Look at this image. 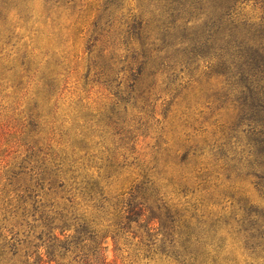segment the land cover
Here are the masks:
<instances>
[{
	"label": "rangeland",
	"instance_id": "374dc122",
	"mask_svg": "<svg viewBox=\"0 0 264 264\" xmlns=\"http://www.w3.org/2000/svg\"><path fill=\"white\" fill-rule=\"evenodd\" d=\"M140 42L163 51L136 82ZM110 59L124 70L107 83L99 65ZM109 158L123 166L101 179L104 193L121 196L158 160L174 176L170 202L225 235L220 257L248 264L244 235H264V0H0V243L10 264L25 250L27 264H176L145 255L157 221L119 230L92 206L83 175L97 177Z\"/></svg>",
	"mask_w": 264,
	"mask_h": 264
},
{
	"label": "trees",
	"instance_id": "16d2710c",
	"mask_svg": "<svg viewBox=\"0 0 264 264\" xmlns=\"http://www.w3.org/2000/svg\"><path fill=\"white\" fill-rule=\"evenodd\" d=\"M140 44V48L134 50L133 53V66L129 67V69L138 72L134 76L136 82L142 79V77L146 78L154 73L152 70L155 65H153V61L160 58V54L163 51V48L160 46L153 47L145 42H140ZM116 63L110 59L108 62L105 61L104 66L99 65L101 68H104L102 73L105 74L107 83L109 81L113 82L119 72L124 70V68L118 67ZM96 65L98 66V64ZM133 87L136 86L132 84L131 88L133 89ZM153 88L149 85L146 87V90L152 92ZM103 165H105V170L104 172H98L97 177L88 172L83 175L86 187L89 188L88 199L93 202V207H96L99 211H105L107 214L106 220L110 222L115 218L109 225V227L115 226V229L120 230L121 227L128 228L130 227V223L139 219L146 220V226L157 221L158 226H148L147 229L146 240L148 242L144 243L147 249V253H145L146 257L160 254L166 256L176 264H240L237 257L230 258L226 254L220 257L221 252L225 251V239H227L225 235L218 236L216 228L205 219L197 218L194 213H188V211H184L176 203L170 202L169 187L176 185L174 184V176L164 169L165 166L160 167L158 160H156V164L153 167L142 168V171L133 180L137 181L134 184L132 183L133 186L129 191L121 193V196H109L106 192L104 193L100 183L101 179L105 178V180H108L113 175H116L120 171L119 166L123 165L113 158L105 159V164ZM103 165L100 167H103ZM72 167L76 169L81 167L83 169L87 168L86 163L78 162V158L72 160ZM69 170L72 171L74 182L77 181L76 170L72 168ZM183 187L182 192L184 196L193 192V190L183 185L180 189ZM125 193L127 194L125 195ZM186 201L190 202V199ZM192 206L197 208L196 203H193ZM49 212L51 211L43 210V219L40 220H44L43 226L53 227L54 217L49 216ZM195 213L198 214L197 212ZM122 218L124 219L123 226L119 222ZM50 219H52V222ZM245 221L246 218L243 219L242 228L244 227L246 230L251 229L252 226L244 224ZM78 231H81L79 234H84L83 230ZM155 234L157 236L161 235V237H155L153 242L149 241V236L152 235L153 237ZM263 236L246 234V236L244 235L245 241L240 239V241L244 242L247 250L251 251L249 254L250 260H247L248 264H264V255H260V252L256 251L259 246L264 248V242L261 241ZM20 242V239H17L12 244L14 255L20 249L18 245ZM151 243H155V245ZM6 248L5 245L0 243V264H10V257L8 255L11 250H7ZM31 255L28 250H25L24 259L20 260L18 264H27ZM41 263H44V260Z\"/></svg>",
	"mask_w": 264,
	"mask_h": 264
}]
</instances>
